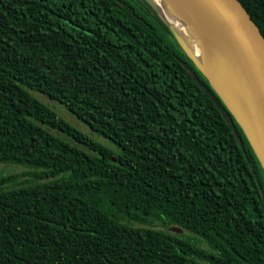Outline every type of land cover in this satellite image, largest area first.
<instances>
[{
	"label": "trees",
	"instance_id": "16d2710c",
	"mask_svg": "<svg viewBox=\"0 0 264 264\" xmlns=\"http://www.w3.org/2000/svg\"><path fill=\"white\" fill-rule=\"evenodd\" d=\"M0 163V264H264L262 165L152 0H0Z\"/></svg>",
	"mask_w": 264,
	"mask_h": 264
},
{
	"label": "water",
	"instance_id": "95a60500",
	"mask_svg": "<svg viewBox=\"0 0 264 264\" xmlns=\"http://www.w3.org/2000/svg\"><path fill=\"white\" fill-rule=\"evenodd\" d=\"M182 1L194 10L230 55L237 75L236 81L250 105L248 113L251 114L252 123H255L257 134L250 130V123L242 106L236 104L216 79L200 66L156 7L184 51L209 80L243 129L264 170V35L240 0ZM170 230L183 232L179 227H171Z\"/></svg>",
	"mask_w": 264,
	"mask_h": 264
},
{
	"label": "bare ground",
	"instance_id": "6f19581e",
	"mask_svg": "<svg viewBox=\"0 0 264 264\" xmlns=\"http://www.w3.org/2000/svg\"><path fill=\"white\" fill-rule=\"evenodd\" d=\"M152 1L200 66L216 79L236 104L242 106L250 123V130L255 134V123H252L251 114L248 113L250 105L236 81L237 75L231 57L219 39L184 1Z\"/></svg>",
	"mask_w": 264,
	"mask_h": 264
},
{
	"label": "rangeland",
	"instance_id": "374dc122",
	"mask_svg": "<svg viewBox=\"0 0 264 264\" xmlns=\"http://www.w3.org/2000/svg\"><path fill=\"white\" fill-rule=\"evenodd\" d=\"M34 94L38 99L43 101L46 105H48L51 109L57 112L60 116L65 118L69 123L73 124L78 129H80L81 131L89 135L92 139L98 142H101L102 144L110 147L113 150H117L116 145L111 140L107 139L102 134L92 130L88 124L78 120L69 110H67V108L63 104L50 99L46 95H43L40 93H34ZM60 135L63 138L68 139V137L64 135L63 133H60ZM32 171L33 170L20 166V165L0 163V177H13L14 178L13 181L6 184L9 187H16V186H19L23 182H27L31 180L33 177L30 174V172ZM158 228L166 229L163 227H158ZM182 233H184V231ZM187 235H191V234L187 233ZM202 245L203 247L207 248L206 244L203 243Z\"/></svg>",
	"mask_w": 264,
	"mask_h": 264
}]
</instances>
